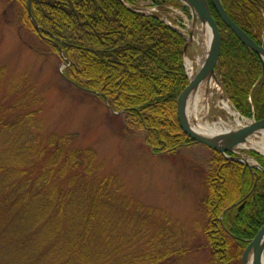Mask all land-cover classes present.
<instances>
[{
	"label": "trees",
	"instance_id": "trees-1",
	"mask_svg": "<svg viewBox=\"0 0 264 264\" xmlns=\"http://www.w3.org/2000/svg\"><path fill=\"white\" fill-rule=\"evenodd\" d=\"M16 1L26 8L25 0ZM221 1L249 35L252 26L259 28V13L249 0ZM31 3L32 20L72 59L77 85L100 92L111 109L123 110L146 131L148 146L175 150L192 143L176 111L188 83L178 32L119 0ZM212 15L220 33L224 91L243 115L262 119L258 56L213 8ZM50 47L58 53L57 45ZM8 87L0 95V264H183L199 248L208 253V264H240L247 241L264 225L262 173L250 190V172L212 150L216 166L205 176L200 199L205 224L198 234L188 232L165 210L129 197L118 177H101L96 152L74 147L75 136L44 133L43 96L32 81ZM245 193L239 209L240 202L233 204Z\"/></svg>",
	"mask_w": 264,
	"mask_h": 264
},
{
	"label": "rangeland",
	"instance_id": "rangeland-1",
	"mask_svg": "<svg viewBox=\"0 0 264 264\" xmlns=\"http://www.w3.org/2000/svg\"><path fill=\"white\" fill-rule=\"evenodd\" d=\"M31 1L29 0L30 10L28 0H25L26 8L22 10L16 0H0V68L5 67L4 77L0 82V95L7 92L11 84L19 83L21 86L25 80L32 81L35 91L43 96L40 115L44 133H69L75 136L72 142L74 147H89L96 152L101 164V177H118L123 184L124 193L129 197L165 210L186 231L198 234L197 228L205 222L200 212V199L205 195V176L216 166L211 161L214 157L212 150L193 142L175 150L148 146L144 129L132 124L123 115L124 112L111 113L100 92L95 94L85 91L83 86L77 85L79 77L73 71L72 59L64 55L56 39L37 31L32 24L29 15L30 12L32 17ZM132 2L144 8L143 14L146 11L145 15H155L162 22L171 20L177 23L175 18L180 17L184 22L185 16L189 18L188 8L179 1V4L172 0ZM171 4L181 5L182 14L179 17L175 15L178 11ZM157 9L161 10L158 14L154 12ZM197 34L199 36L196 43L187 52L194 73L199 69L206 53L205 37L201 30ZM50 43L59 47L58 53L52 50ZM182 67L185 74H188L184 56ZM218 77V84L212 80L207 90L204 87L199 92L196 112L201 118L200 122L214 121L217 118L229 121L220 109L221 99L227 101L240 116L254 120L252 116L243 115L234 107L224 91L220 76ZM197 120L195 117L196 122ZM250 147V143H247L236 148L234 155L246 159L251 166L258 164L264 170V155L254 147L252 148L256 151L249 149ZM241 165L250 172V190H254L258 183V173L264 175V171L253 168L252 172L248 166ZM247 196L248 193H245L240 199L243 200L242 206ZM183 264H208V253L204 248L193 249Z\"/></svg>",
	"mask_w": 264,
	"mask_h": 264
},
{
	"label": "water",
	"instance_id": "water-1",
	"mask_svg": "<svg viewBox=\"0 0 264 264\" xmlns=\"http://www.w3.org/2000/svg\"><path fill=\"white\" fill-rule=\"evenodd\" d=\"M127 9L133 11H142L144 8L127 3L125 0H119ZM189 7L191 12V24L189 27V36L183 44L182 52L185 57L187 49L193 46L194 32L201 28L203 36L205 31L209 33L207 38L208 44L206 46V53L204 59L197 70L192 75L188 84L183 88L177 97L176 111L179 124L184 133L192 139L194 143L205 145L212 150L220 152L227 160L237 161L244 164L254 172V169H260L264 171L259 165H249L248 161L242 157H235L228 153H234L236 148L247 145L248 141L252 137H256L259 134L264 135V118L251 121L243 124L241 127L230 129L221 134L212 135L205 134L198 131L195 128L194 108L193 105L201 87L207 86L211 80L217 81L216 72L219 71V53H220V35L217 24L213 19L210 11L208 0H178ZM211 6L219 16L221 21L229 28L237 39L245 46L249 51L254 52L260 59L263 69L262 75H264V49L258 46L255 41L241 29L226 13L221 0H209ZM28 0V9L29 7ZM30 10V9H29ZM30 18L31 14L29 12ZM38 28L37 24H34ZM173 27V26H172ZM200 27V28H199ZM205 37V36H204ZM84 89V88H83ZM86 91L98 94L97 92L84 89ZM106 105L109 107L108 100L104 97ZM113 113H121L123 111H112ZM249 149H254L250 147ZM255 150V149H254ZM256 151V150H255ZM228 152V153H227ZM260 153V152H259ZM228 232V231H227ZM229 233V232H228ZM231 235V233H229ZM233 236V235H231ZM264 255V225L257 231V233L248 240L246 246L240 255V264H263L262 258Z\"/></svg>",
	"mask_w": 264,
	"mask_h": 264
},
{
	"label": "bare ground",
	"instance_id": "bare-ground-1",
	"mask_svg": "<svg viewBox=\"0 0 264 264\" xmlns=\"http://www.w3.org/2000/svg\"><path fill=\"white\" fill-rule=\"evenodd\" d=\"M154 12H156L158 14L159 12H161V10L160 9H157ZM204 36H205V42H206V46H207V44H208L207 38L209 37V33L205 31ZM184 65H185V68L187 70L192 71L191 70V61L188 58H185ZM203 90H204V86L200 88L199 92L200 91H203ZM199 100H200V93H198V98H196V100L194 102L195 105H193V108H194V116L196 118H198L197 124H195V128L198 131L202 132V133H205L207 135H209V134L217 135V134H221V133H223L225 131H228L230 129H234V128H237V127H241L243 124H246L248 122H251L248 119L240 116L228 104L227 101L221 102L220 109L225 113V115H227L229 121H225L222 118H217L214 121L200 122L201 118L198 116V114H197L198 112H196V110H197V104H198ZM230 123H232V124H230ZM257 136H259V138H257V139L255 138L254 139V137H252L248 141V143H250V146L251 147H254L255 149H257L260 152V154L264 155V135L261 133V134H259ZM239 202L241 203L239 205V207H238L240 209L242 207V203H243L242 200H238L234 204H238ZM262 262L264 264V256L262 258Z\"/></svg>",
	"mask_w": 264,
	"mask_h": 264
},
{
	"label": "flooded vegetation",
	"instance_id": "flooded-vegetation-1",
	"mask_svg": "<svg viewBox=\"0 0 264 264\" xmlns=\"http://www.w3.org/2000/svg\"><path fill=\"white\" fill-rule=\"evenodd\" d=\"M251 2V4H253V6L257 9L258 13H259V21H258V25L259 28H257V26H252L251 29V35H249L254 41L255 43L262 47L264 49V0H249ZM243 22L245 19V16H242ZM32 24L34 25V22L32 21ZM36 29V28H35ZM43 28L39 26L38 31H41ZM256 29H259V31H257ZM246 32V31H245ZM248 34V33H247ZM258 60L260 62V59L258 57ZM260 68H261V72H262V66L260 63ZM260 81H262L264 83V78H261Z\"/></svg>",
	"mask_w": 264,
	"mask_h": 264
}]
</instances>
